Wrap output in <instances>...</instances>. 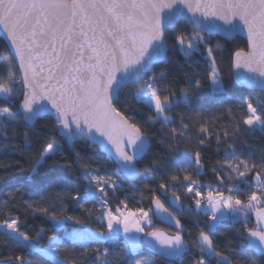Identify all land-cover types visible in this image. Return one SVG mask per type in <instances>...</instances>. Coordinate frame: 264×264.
I'll return each mask as SVG.
<instances>
[{
  "label": "snow or ice",
  "instance_id": "obj_1",
  "mask_svg": "<svg viewBox=\"0 0 264 264\" xmlns=\"http://www.w3.org/2000/svg\"><path fill=\"white\" fill-rule=\"evenodd\" d=\"M181 20L191 25V33L180 29ZM237 32L246 33L247 46L236 48L231 54V78L241 86L264 93V0H0V33L10 48V57L5 62L7 75L0 74V101L7 102L0 105V132L9 122L34 126L37 117L47 114L54 119L52 131L69 146L81 137L94 143L100 142L99 138L106 139L120 159L118 171L135 176L136 158L150 146L149 133L130 122L132 117L117 107L120 89L134 86L131 95L136 104L149 106L153 114L148 119L153 126L159 124L161 131L169 134L172 140H190L191 125L181 117L177 129L170 113L177 104L191 103L192 97L204 86L202 80L185 74L187 87L181 88L179 94L171 87L162 90V82L153 66L165 58L169 34H174L173 45L185 56H191L205 44L206 34L232 37ZM206 51L210 64L208 87L214 93L227 95L214 50L208 47ZM16 99L20 101L18 107L13 103ZM254 100L259 102L254 103ZM227 111L232 113V108ZM237 111L239 116L234 118L239 123L232 126L233 135L241 130V125L247 126L243 128L246 132L257 128L264 131V96L245 97L237 103ZM201 120L202 126L194 133L198 145H204L211 135L209 128L203 126L202 117ZM4 135L7 137L6 132ZM228 135L225 129L224 136ZM37 139L41 137L37 135ZM43 139L47 141L46 146L35 156L30 169L34 175L41 167L56 164V157L64 155V144L55 135ZM216 139L219 142V135ZM24 140L25 147L31 145L27 132ZM169 147L172 155H177L178 150L171 149L170 143ZM228 147L232 149L231 159L223 162V171L213 169L219 186L215 195L211 191L208 193L207 204L196 199L202 195L201 189L195 186L197 181L190 175L183 177L187 184L182 186L191 194L194 210H206L210 215L204 225L207 231L201 229L196 238L199 255L193 257L194 264H209L212 260L215 264H234L231 247L222 252L212 239L225 220L242 222L243 232L239 239L244 248L264 258V156L258 161L252 156L241 158L233 144ZM183 155L194 158L195 172L199 175L204 166L201 152L193 153L184 148ZM81 159L77 152L76 161ZM59 166L71 167L68 161ZM155 167L159 169L158 164ZM178 171L187 172L188 167ZM83 179L87 181L85 189H73L74 194L68 196L89 216L96 215L101 229L68 233L70 246L53 235L47 247H39L44 230L37 232L35 237L30 236L22 230L20 218L12 216L9 210L8 216L0 219V228L5 230L3 235L16 247L38 250L49 259V264H84L93 256L94 261L89 264H121L125 256L144 246L162 256L181 260L188 254L181 220L164 208L159 199L154 201L155 212L151 207L147 211L126 212L121 211L119 205L113 210L109 190L114 195L116 183L93 174L88 167H85ZM63 182L62 177H54V183ZM244 187L247 195L242 199ZM160 188L165 185L161 184ZM173 196L174 203L179 202L180 197L175 193ZM55 199L60 200L61 194L57 193ZM86 203L98 205V211L85 209ZM28 207L32 208V203L29 202ZM161 209L168 212L179 229L175 234L145 232V225L152 223L150 213L158 214ZM33 211L50 218L54 228H61L65 220L82 222L77 217L61 215L66 210L58 209L55 204L33 208ZM252 213L255 225L249 227ZM121 230L125 236L123 247L117 243ZM93 244L106 246L93 249ZM62 249L67 255L61 256ZM13 259L15 264H32L24 256L8 257L9 264ZM252 264H256L254 258Z\"/></svg>",
  "mask_w": 264,
  "mask_h": 264
},
{
  "label": "trees",
  "instance_id": "obj_2",
  "mask_svg": "<svg viewBox=\"0 0 264 264\" xmlns=\"http://www.w3.org/2000/svg\"><path fill=\"white\" fill-rule=\"evenodd\" d=\"M179 27L189 33L192 31L191 25L186 22H180ZM173 39L174 34H169L166 59L153 68L162 82L161 89L165 90L171 87L177 94L180 93L181 88L187 87L185 74L193 79L200 78L202 80L204 86L197 95L192 97L191 103L189 105L177 104L170 113L173 126L177 129L180 128L181 117L191 125V139L185 138L180 142L172 140L169 134L161 131L159 124L153 126L148 119L153 114L149 106L136 104L131 95L135 91V87L126 86L123 88L119 94L117 107L132 117L130 122L137 123L142 131L148 132L151 141L148 154L137 164L140 177L136 181L130 182L120 175L117 166L108 156L101 153L97 147H90L86 140L77 141L71 146L65 143L58 133L52 131L54 120L50 117L39 119L34 126L27 127L21 123L9 122L8 126L0 132V219L6 218L10 210L12 216L20 218L22 230L28 232L30 236L35 237L36 233L43 229L39 247H47L49 237L53 235L59 238L64 245L70 246V241L67 239L68 233L86 228L101 229L102 225L96 215L89 216L84 209L75 206L68 196L69 193L74 194L73 189L80 191L85 189L87 181L83 179V174L85 167H88L93 174L110 178L116 183L115 194L113 195L109 190L110 207L113 210L117 205L122 208L126 204L130 211H137V209L147 211L150 207L152 208L153 200L159 199L176 218L181 220L186 229L183 236L187 241L189 252L182 260L164 258L155 250L144 246L138 252L125 256L121 264H194L193 257L199 255L196 237L201 229L207 231L204 225L210 220V215L206 210H194L191 194L182 186L187 184L183 177L190 175L197 181L195 186L200 189H207V185H218L216 172L213 169L223 171L221 165L226 159H231L232 149L228 147V144H233L236 147L237 154L241 158L252 156L258 161L261 156H264V131L257 128L255 131L246 132L243 128L247 126L241 125V130L238 133L235 135L232 133V126L239 123V120L234 118L239 116L237 103L242 102L245 97H261L264 96V93L247 90L231 78L233 72L231 54L236 48H246L247 41L243 38L236 37L228 41L218 36L207 35L205 44L191 56H185L182 50L175 47L172 43ZM208 47L213 48V55L217 57L227 95L214 93L208 87L210 83L207 79V72L210 71L206 51ZM9 57L10 52L0 38V74L4 76L7 75L8 69L5 62ZM19 102V99H16L13 103L18 107ZM258 102V100H254V103ZM6 103L0 101V105ZM229 107L232 108V113L227 111ZM201 117L204 121L203 126L208 127L211 132L204 145H198V140L194 135L202 126ZM225 129L229 132L227 137L224 136ZM5 132L7 137L4 135ZM25 132L28 133L29 140L32 141L28 147H25ZM37 135L41 139H37ZM50 135H55L56 139L64 144V155L57 156L56 164L43 166L34 175L30 169L35 156L46 146L47 141L43 137ZM217 135L220 137L219 142L216 139ZM169 143L171 149L178 150L177 155H172ZM184 148H188L193 153L197 150L201 152L204 166L199 175H196L195 172L194 158L183 155ZM77 152L82 158L79 162L76 161ZM22 153L25 154L22 155ZM64 161H68L71 167H60L59 165ZM157 164L159 169L155 167ZM185 166L188 167L187 172L178 171L179 168ZM57 176L62 177L64 182L54 183V177ZM173 176H176L177 179L173 180ZM161 184H164L165 188H160ZM163 191H166L165 195H163ZM57 193L61 194L60 200L55 199ZM174 193L180 197L181 210L173 208L168 202V197L173 196ZM246 195L247 189L244 187L241 198L243 199ZM121 201L124 203L121 204ZM29 202L32 203V208L28 207ZM52 204H55L58 209L66 210L61 215L74 216L82 222L77 224L74 220H65L61 228H54V222L50 218L42 215L39 211H33V208L51 207ZM84 208L98 211V205L94 203H86ZM151 216L153 224L147 232L153 230L171 231L158 222L152 213ZM254 225V214H251L248 226L253 227ZM4 231L0 228V264H9L8 257L10 256L13 258L24 256L27 260L32 261V264H49V259L38 250L16 247L7 236L3 235ZM242 232V222H226L217 227L212 239L222 252H227L228 247H231L230 256L234 264H252L253 258L256 264H264V258L244 248L242 240L239 239ZM119 245L123 247V238L119 239ZM104 246L106 245L93 244L92 248H103ZM60 254L61 256L67 255L64 249ZM69 258L71 257L69 256ZM89 261H94V256L88 257L84 264H89ZM11 264H15L14 259ZM209 264H215V261L212 260Z\"/></svg>",
  "mask_w": 264,
  "mask_h": 264
},
{
  "label": "water",
  "instance_id": "obj_3",
  "mask_svg": "<svg viewBox=\"0 0 264 264\" xmlns=\"http://www.w3.org/2000/svg\"><path fill=\"white\" fill-rule=\"evenodd\" d=\"M180 22H186V21L181 20ZM180 22H179V23H180ZM186 23H187V22H186ZM206 35H214V36H218V37H220V38H222V39H225V40H228V41H231V40L235 39L236 37H241V38H243L244 40L247 41L246 33H242V32H237V33H235L232 37H226V36H224L223 34H220V33H210V34H206ZM0 38L3 40V42L5 43L7 49H8L9 52H10V48H9L8 42L4 39V36H3L2 33H0ZM167 53H168V49H167V51H166V53H165V58H164L163 60L159 61V62H158L157 64H155V65H158V64L163 63V62L165 61V59H166ZM155 65H154V66H155ZM125 87H126V86H125ZM125 87H123V88H125ZM243 87H244V86H243ZM123 88H121L120 91H121ZM244 88H246L247 90L258 91V92H259L258 89L253 90V89L248 88V87H244ZM119 94H120V92H119ZM44 117H50V118H52L51 116H49V115H47V114H43V115L37 117L35 123H36L39 119H42V118H44ZM52 119H53V118H52ZM53 120H54V119H53ZM97 136H98V134H97ZM83 139L86 140V141L89 143L90 147H92V148H93V147H97L101 153H103V154H105L106 156H108V157H109V158L115 163V165L117 166V168H119V166H120V159H119V157L116 155V153H115V149L113 148V146H112L111 144H109V143L107 142L106 139H104V138H99L100 142H95V143H94V142L89 141V140L86 139V138L81 137L80 139H77L75 142L80 141V140H83ZM149 142H150V146H149L148 150H147L146 152H144L142 155L137 156V158H136V161H135V167H136V170H137V171H136V175H135V176H129V175H127V174H125V173L119 171L120 175H121L124 179H126L127 181L134 182V181H136V180L140 177V172H139V169H138L137 164H138V163H139V162H140V161H141V160H142V159L148 154V152H149V150H150V148H151V141H150V138H149ZM129 155H131V150H129ZM162 193H163V195H165V194H166V191H163ZM155 200H156V199H154L153 202H152V209H153V212L156 211V206H155V203H154ZM160 202H161V204L164 206V208H167L166 205H165L161 200H160ZM168 202H169V204H170L173 208H176L177 210H181V208H182V207H181V201L179 200V202H175V203H174V196H169V197H168ZM167 209H168V208H167ZM168 210H169V209H168ZM169 212H171V211L169 210ZM171 213H172V212H171ZM172 214H173V213H172ZM173 215H174V214H173ZM153 216H154V218H155L158 222H160L162 225H164L167 229H170L171 232H169V231H167V230H153V231L162 232V233H164V234H166V235H173V234H175L177 231H179V229L176 228L174 221L171 220V219L169 218V216H168V212H164L163 209H161V210L159 211L158 214H155V215H153ZM254 222H255V214H254ZM185 231H186V229L184 228L183 234L185 233ZM151 232H152V231H151ZM145 238H147V237H145ZM196 238H197V237H196ZM145 247L149 248L148 246H145ZM150 249H152V248H150ZM153 250H154V249H153ZM156 252H157V251H156ZM251 252L255 253L256 255H259V254L256 253L254 250L251 251ZM157 253H158V252H157ZM158 254H159V253H158ZM160 255H161V254H160ZM161 256H162V255H161ZM259 256H260V255H259ZM163 257H164V258H168V259H178L177 257H166V256H163Z\"/></svg>",
  "mask_w": 264,
  "mask_h": 264
},
{
  "label": "rangeland",
  "instance_id": "obj_4",
  "mask_svg": "<svg viewBox=\"0 0 264 264\" xmlns=\"http://www.w3.org/2000/svg\"><path fill=\"white\" fill-rule=\"evenodd\" d=\"M233 174H235V173H233ZM218 186H219V185H207V189H201L202 195H201L200 197H197L196 199L206 198V200H207L208 193L211 191V192L213 193V195H215V189H216ZM226 194H227V193H226ZM193 204H194V202H193ZM194 207H195V204H194ZM208 207H211V206L209 205ZM120 209H121V211H126V212H133V213L136 212V211H130L128 208L125 209V206H123V207L120 208ZM253 214H254V213H252V215H253ZM150 215H151V213H150ZM250 219H251V214H250ZM250 219H249V220H250ZM226 222H234V221H232V220H225V221H222V222L220 223V225L223 224V223H226ZM152 224H153V220H152L151 226L145 225V232H146V233H147V230L151 229ZM86 229H87V228H86ZM168 231H169V230H168ZM169 232H171V231H169ZM136 235H139V236H145L144 233H137ZM120 238H123V241H125V236H124V233H123L122 230H121V231L119 232V234L117 235V243H118V244H119V239H120ZM58 239H59V238H58Z\"/></svg>",
  "mask_w": 264,
  "mask_h": 264
},
{
  "label": "built area",
  "instance_id": "obj_5",
  "mask_svg": "<svg viewBox=\"0 0 264 264\" xmlns=\"http://www.w3.org/2000/svg\"><path fill=\"white\" fill-rule=\"evenodd\" d=\"M200 200L204 203V204H207V200L206 198H200ZM210 208V207H209ZM209 219H210V216H209Z\"/></svg>",
  "mask_w": 264,
  "mask_h": 264
}]
</instances>
